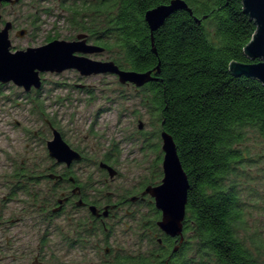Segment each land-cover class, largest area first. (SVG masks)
I'll return each mask as SVG.
<instances>
[{
    "label": "trees",
    "instance_id": "16d2710c",
    "mask_svg": "<svg viewBox=\"0 0 264 264\" xmlns=\"http://www.w3.org/2000/svg\"><path fill=\"white\" fill-rule=\"evenodd\" d=\"M171 1L61 3L69 25L121 69L147 72L160 65L157 79L140 91L160 132L173 137L190 184L189 242L175 254L181 264H264V227L252 230L250 224L252 210L264 211V193L256 187L264 183V86L230 70L232 62H252L244 48L256 24L242 0H183L192 13L179 10L165 21L154 34L155 52L145 14ZM145 238L157 245L156 238ZM193 245L195 254L186 251ZM117 256V264H152L143 254L134 261L121 250Z\"/></svg>",
    "mask_w": 264,
    "mask_h": 264
},
{
    "label": "rangeland",
    "instance_id": "374dc122",
    "mask_svg": "<svg viewBox=\"0 0 264 264\" xmlns=\"http://www.w3.org/2000/svg\"><path fill=\"white\" fill-rule=\"evenodd\" d=\"M61 2L19 0L14 5H0V31L5 23H13V52L44 46L51 42L49 37L75 41L84 34L69 25V13ZM21 30L26 33L17 36ZM87 57L111 61L108 52ZM40 76L42 90L31 94L12 82L0 83V264H98L97 256L101 258L102 253H95L93 245L101 235L93 239L83 235L89 242L75 243L79 240L77 222L68 219L74 213L66 211L48 222L35 211L59 199V193L52 197V184L46 178L29 179L46 175L51 164L46 142L52 133L46 120L52 121L72 148L83 153L86 161L81 173L85 174L81 178L87 180V187L96 185L99 195L114 202L133 196L129 192L135 193L142 184L161 182L157 176L162 169L159 121L144 107L143 93L133 84H121L115 75L81 76L72 69ZM108 153L114 154L111 165L119 172L115 179L99 169ZM16 171L25 174L21 183L13 177ZM263 184L256 183L260 194L264 193ZM124 206H129L132 214L127 215L124 209L114 213L111 247L134 254L142 248L147 221L141 225L137 217H145L148 211L140 204ZM251 212L252 230H263L264 211Z\"/></svg>",
    "mask_w": 264,
    "mask_h": 264
},
{
    "label": "water",
    "instance_id": "95a60500",
    "mask_svg": "<svg viewBox=\"0 0 264 264\" xmlns=\"http://www.w3.org/2000/svg\"><path fill=\"white\" fill-rule=\"evenodd\" d=\"M19 0H0V4L14 5ZM244 13L256 24V32L251 41L244 48V54L251 63L230 64L231 72L236 76H246L259 81L264 86V0H242ZM191 10L183 0H172L169 4L160 5L145 14V20L150 29V36L154 47V34L175 12ZM12 22L5 23L0 31V83H14L19 88L29 92L32 88L42 87L41 73H62L66 70H77L81 76L109 74L118 77L121 84H133L142 88L155 81L160 65L154 70L136 72L121 69L113 61H96L88 55L100 54L104 48L88 43L86 34H79L75 41L53 40L38 48H28L25 51H12L10 31ZM26 30H21L17 36L22 37ZM257 61V62H256ZM142 124L139 129H142ZM53 140L47 143L49 154L58 163L70 164L73 160H80L81 156L72 150L63 140L61 134L54 129ZM162 152L164 154L162 168L163 179L155 187H148L145 194L155 199L156 208L161 211L162 219L157 223L159 229L170 237H178L183 232V222L186 217L188 192L190 188L188 176L182 166L178 149L173 137L166 131L160 133ZM111 178L116 171L102 163ZM136 200V198H132ZM92 209H94L92 207Z\"/></svg>",
    "mask_w": 264,
    "mask_h": 264
},
{
    "label": "flooded vegetation",
    "instance_id": "af4514ba",
    "mask_svg": "<svg viewBox=\"0 0 264 264\" xmlns=\"http://www.w3.org/2000/svg\"><path fill=\"white\" fill-rule=\"evenodd\" d=\"M1 5V4H0ZM2 84V83H1ZM4 85V84H3ZM43 87V86H42ZM42 87L40 89L32 88L29 92L25 91L27 94H31L33 92H38L42 90ZM141 88H138L140 90ZM46 123L52 133L53 140V131L56 129L52 123L49 120H46ZM57 130V129H56ZM142 130V129H139ZM63 140L69 145V147L80 154L81 158L80 160H73L70 164H67L65 162L58 163V161L54 158H52L49 154L48 155L51 159V164L48 165L46 175H38L35 177H29V179H36L39 180L46 178L51 183L52 188H49V192L52 194V197L59 193V199L57 202L50 204L45 203V205L40 206L39 208H36V212L39 213L41 218H43L45 221L51 222L54 221L61 216H63L66 211L68 213H74L72 216H69L68 219L74 218L77 222V228H78V241L75 243L83 244L84 242H89L88 239H83L84 236H91L92 239L95 238L98 234L102 236V238L94 243L93 248L94 252L96 253H102L101 258L98 254V264H117V258H118V252L120 251L117 247H111V239L113 237V225L111 222L116 218L115 214L118 211H123L127 213V215L132 214L127 208L129 206H124L125 204L133 205V204H140L143 206H146L147 213L146 216H138L137 219L141 220H147L144 222V235L152 236L156 238L157 245L152 248L150 244H152L153 240L151 239H143L140 240L142 242V248L135 251L133 254H129L130 257H132V261L135 259L142 257H145L146 259L150 260L152 264H181V260L177 255H175L177 252H179L180 249L186 248L187 243L189 242V231H187L185 227V220L183 222V232L181 236L178 237H169L165 235L158 227V222L162 219V213L156 208L155 205V199L149 195L145 194L144 192L148 187H155L159 184L153 182L142 184L138 189H136L134 192H129L133 196L129 197L128 199L124 201H112L111 198H108L104 195H99L97 190L94 188L96 185H91L90 187H87V180L81 178L85 172L81 173V166L85 163L86 159L82 152L79 150H76L70 146V144L65 140L63 134L57 130ZM161 133V132H160ZM48 150V148H47ZM162 150V146H161ZM164 154L162 152L161 155H159V162L161 163L162 168V162H163ZM114 154L108 153L106 154L103 161L99 162V169L101 172H104L105 174H108L110 177L109 172L106 169L101 168V164L104 163L110 167H112L111 164L114 162ZM113 168V167H112ZM114 169V168H113ZM38 171V169H36ZM115 170V169H114ZM116 175H119V172L117 170ZM158 177H160L161 181L163 179V168L158 171L157 174ZM15 179H18L19 183L23 181V178H25V174L22 172H15L14 176ZM111 178V177H110ZM111 179H115L111 178ZM20 189V185H16ZM134 193V194H133ZM132 198H136V200H132ZM92 207L94 209H92ZM80 212H83L79 217H76L77 214ZM151 214H155L156 220L151 218ZM148 216V218H146ZM138 220V221H139ZM155 220L157 230L154 229L153 225L151 224V221ZM89 224V225H88ZM88 225V227H87ZM101 228L105 231V234L103 235ZM153 228V229H152ZM156 231V232H154ZM193 234V232L191 231ZM167 240V241H165ZM139 241V245H140ZM167 242V244H165ZM143 244H145V248H143ZM105 246V248H103ZM102 249V251H101ZM119 249V251H118ZM190 251L191 253L194 252L195 254V245L191 247V249H187L186 251ZM153 252H156L154 254ZM158 252H161L158 253ZM183 257V256H182ZM190 257V256H189ZM195 255L191 256L192 260L195 259ZM183 258H188L187 256ZM134 264V263H133ZM193 264H197V261H193Z\"/></svg>",
    "mask_w": 264,
    "mask_h": 264
}]
</instances>
